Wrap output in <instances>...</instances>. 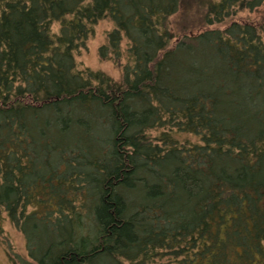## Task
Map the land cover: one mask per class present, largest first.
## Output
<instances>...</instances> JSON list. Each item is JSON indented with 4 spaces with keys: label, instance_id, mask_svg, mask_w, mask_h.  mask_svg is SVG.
I'll use <instances>...</instances> for the list:
<instances>
[{
    "label": "trees",
    "instance_id": "trees-1",
    "mask_svg": "<svg viewBox=\"0 0 264 264\" xmlns=\"http://www.w3.org/2000/svg\"><path fill=\"white\" fill-rule=\"evenodd\" d=\"M185 4L221 25L264 0H0V233L22 264H264V20L175 34ZM106 20L118 81L77 60Z\"/></svg>",
    "mask_w": 264,
    "mask_h": 264
},
{
    "label": "rangeland",
    "instance_id": "rangeland-1",
    "mask_svg": "<svg viewBox=\"0 0 264 264\" xmlns=\"http://www.w3.org/2000/svg\"><path fill=\"white\" fill-rule=\"evenodd\" d=\"M189 4H185L176 15L170 17L168 26L175 34H181V29L191 35H195L206 30L224 29L231 22L238 23H260L264 20V4L257 10H244L237 15L227 19L223 24L207 25L200 17H197V7L191 5L192 10H188ZM197 11V12H196ZM199 20V21H197ZM113 28L110 21L100 22L94 31V35L87 42V48L82 50L77 60L81 65L94 71H101L105 75L118 81L122 74L118 66L110 61H102L98 56V49L106 43V34ZM124 64L125 62L122 61ZM9 254V255H8ZM9 256V258H8ZM27 260V252L23 236L9 224L3 226L0 233V264H22Z\"/></svg>",
    "mask_w": 264,
    "mask_h": 264
}]
</instances>
